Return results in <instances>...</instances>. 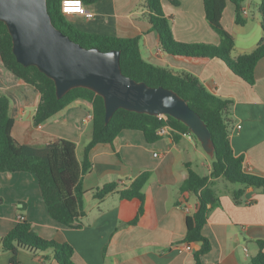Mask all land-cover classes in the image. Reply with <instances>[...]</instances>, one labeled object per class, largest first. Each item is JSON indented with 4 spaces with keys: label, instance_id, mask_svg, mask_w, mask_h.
Masks as SVG:
<instances>
[{
    "label": "crops",
    "instance_id": "crops-1",
    "mask_svg": "<svg viewBox=\"0 0 264 264\" xmlns=\"http://www.w3.org/2000/svg\"><path fill=\"white\" fill-rule=\"evenodd\" d=\"M176 1L178 4L173 5L170 0H161L175 41L219 45V36L205 19L203 0ZM260 1L242 0L244 25L236 24L235 6L226 2L221 25L233 38V59L252 53L264 36ZM87 9L94 15L91 20L76 14L66 18L86 33L138 38L144 61L174 74H189L209 93L230 101L229 141L233 154L243 157L245 173L264 178V58L255 67L254 84L249 85L217 58L186 59L163 52L158 33L147 19L144 0H99ZM0 92L10 102L15 140L34 148L66 140L75 145V157L82 162L84 148L92 139L88 119L91 103L76 100L35 125L40 94L7 71L1 60ZM170 133L147 143L140 131L126 130L111 144H97L89 151L90 168L81 178L84 215L76 222L78 227L62 226L49 217L33 175L0 173V264H56L50 251L19 250L13 255L2 249L1 239L15 227L18 216L41 238L69 244L74 264H195L193 254L200 245L183 240L186 218L196 200L186 196L178 204L179 188L187 179V165L203 177L210 173V161H204L206 154L192 134L175 142ZM143 173L149 174L141 189L144 209L138 221L131 224L140 203L123 200L118 193ZM112 183L117 184L115 192L101 200L95 198L97 190ZM213 188L219 206L210 212L202 229L211 249L201 258V264H252L259 251L257 242L264 241V190L247 188L236 204L231 193L240 186L218 179Z\"/></svg>",
    "mask_w": 264,
    "mask_h": 264
},
{
    "label": "trees",
    "instance_id": "trees-1",
    "mask_svg": "<svg viewBox=\"0 0 264 264\" xmlns=\"http://www.w3.org/2000/svg\"><path fill=\"white\" fill-rule=\"evenodd\" d=\"M98 1L81 0L86 8ZM229 1L235 6L236 24L244 25L245 21L241 18L242 0ZM61 2L62 0H47V10L56 29L84 48H97L103 52L120 51V68L123 75L137 82H145L150 87L161 86L173 90L187 101L189 107L207 126L214 144L210 173L201 177L190 168V165H187L188 176L179 188L181 198L178 201L180 204L186 196H192L196 200L193 212L186 218L187 229L183 243L200 245L193 257L195 264H201V258L211 249L209 241L202 235V229L210 212L219 206L213 188L215 180L222 179L231 185L240 186L231 193L236 204L240 203L247 188L264 190V178L245 173L243 157H236L231 149L229 141L231 102L209 93L197 78L189 74H174L144 61L139 52L138 38H116L80 31L61 13ZM170 2L173 5L178 4L176 0ZM226 2L227 0H203L205 19L220 39L217 46L175 41L170 22L163 13L161 0H144V8L151 27L158 33L163 52L186 59L217 58L224 62L235 76L253 85L255 67L264 58V36L252 53L241 55L236 59L231 58L234 41L221 25ZM259 14L264 33V0L260 1ZM0 60L7 71L34 87L40 94V103L33 119L35 125L44 123L76 100H84L92 104V139L84 148L83 160L79 163L72 142L58 140L43 148H34L15 140L11 134L14 121L9 113L10 102L8 97L0 92V173L22 172L33 175L37 180L49 217L62 226L78 227L76 222L84 215L81 178L90 168L88 153L95 145L111 144L120 132L126 130L140 131L147 143L157 141L161 137L158 131L164 126L171 129L170 136L175 142L182 136L191 134L184 124L171 117L160 120L158 117L121 109L117 110L105 124L102 98L86 89H73L58 99L52 80L35 67L25 68L16 62L12 52V40L3 22H0ZM148 178L149 174L143 173L128 189L118 193L123 200L135 199L140 203L137 215L131 224H135L143 213L144 196L141 189ZM116 188L117 184H107L97 190L94 196L101 200L115 192ZM257 244L259 251L252 259V264H264V241H258ZM1 246L4 251L13 255L19 250L50 251L56 264H74L72 261L74 251L69 244L41 238L24 219L18 221L15 227L1 239Z\"/></svg>",
    "mask_w": 264,
    "mask_h": 264
},
{
    "label": "water",
    "instance_id": "water-1",
    "mask_svg": "<svg viewBox=\"0 0 264 264\" xmlns=\"http://www.w3.org/2000/svg\"><path fill=\"white\" fill-rule=\"evenodd\" d=\"M0 22L12 40L16 62L35 67L53 81L58 99L82 88L103 100L107 124L117 110L153 117L167 116L184 124L212 159L211 134L186 100L173 90L150 87L123 75L120 51L84 48L52 24L47 0H0Z\"/></svg>",
    "mask_w": 264,
    "mask_h": 264
},
{
    "label": "built area",
    "instance_id": "built-area-1",
    "mask_svg": "<svg viewBox=\"0 0 264 264\" xmlns=\"http://www.w3.org/2000/svg\"><path fill=\"white\" fill-rule=\"evenodd\" d=\"M61 13L64 16L70 15V14H76L79 16H82L86 20L93 19L94 15L92 12H90L81 2V0H62L61 2ZM88 119H92V114L90 113L88 115ZM158 119L160 120H167V116H159ZM239 128V126H238ZM171 129L167 126L162 127L158 133L161 136L166 135L169 133ZM23 220L21 216H18V221Z\"/></svg>",
    "mask_w": 264,
    "mask_h": 264
},
{
    "label": "rangeland",
    "instance_id": "rangeland-1",
    "mask_svg": "<svg viewBox=\"0 0 264 264\" xmlns=\"http://www.w3.org/2000/svg\"><path fill=\"white\" fill-rule=\"evenodd\" d=\"M198 146H199V145H198ZM199 147H200V146H199ZM199 149L201 150V148H199ZM80 151H81V150H80V148H79V149H78V154H80ZM201 151H202V150H201ZM202 152H203V151H202ZM192 157H193V159H194L195 161L198 162L197 157H196L195 155H193ZM205 158H206V159H204V161H205V160L207 161V160H208L207 158H209V157H208V156L206 157V155H205ZM209 161H210V158H209ZM198 171H200V170H198ZM228 184H229V183H228ZM230 185H231V184H230Z\"/></svg>",
    "mask_w": 264,
    "mask_h": 264
}]
</instances>
